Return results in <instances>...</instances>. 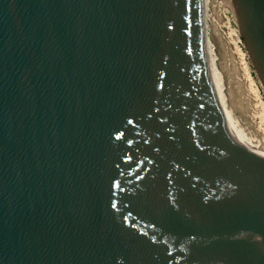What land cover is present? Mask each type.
I'll return each mask as SVG.
<instances>
[{"label": "water", "instance_id": "water-1", "mask_svg": "<svg viewBox=\"0 0 264 264\" xmlns=\"http://www.w3.org/2000/svg\"><path fill=\"white\" fill-rule=\"evenodd\" d=\"M203 4L0 0V264H264ZM232 4L264 86V0Z\"/></svg>", "mask_w": 264, "mask_h": 264}, {"label": "rangeland", "instance_id": "rangeland-1", "mask_svg": "<svg viewBox=\"0 0 264 264\" xmlns=\"http://www.w3.org/2000/svg\"><path fill=\"white\" fill-rule=\"evenodd\" d=\"M204 13L206 37L212 49V59H214L216 71L220 74L221 90L226 107L233 118L239 124L241 123L243 127L240 126L243 129L245 127L246 132L258 135L263 125H261V117L258 115L260 111L254 106L250 98L251 93L248 84L245 83L244 71L239 67L241 65L236 50L237 38L239 39L237 44L242 50L246 54L248 51L244 39L239 34V25L232 0H204ZM247 61L250 74L254 78L260 96L264 101V86L256 73L249 54H247Z\"/></svg>", "mask_w": 264, "mask_h": 264}, {"label": "bare ground", "instance_id": "bare-ground-1", "mask_svg": "<svg viewBox=\"0 0 264 264\" xmlns=\"http://www.w3.org/2000/svg\"><path fill=\"white\" fill-rule=\"evenodd\" d=\"M230 4V3H229ZM204 5V4H203ZM232 8V7H231ZM205 13L203 9V19H204ZM205 30V50H206V58H207V63H208V69H209V74L211 78L212 85L214 87L215 93L217 95V98L222 106L224 115L226 117V120L228 122V126L236 138V140L239 142L240 145H242L244 148H246L249 151H252L258 155L264 156V101L262 100L259 90L257 88L256 82L252 75L250 74V69L248 66V61H247V54L242 50V48L237 44L239 43V39L237 38L236 42V50L238 53L240 65L244 71V78H245V83L248 84L250 93H251V99L254 104V106L260 111L259 117L261 120V125H263L262 128H260V133L258 135L251 134L246 132L242 128V124L238 123V121L233 118L231 112L227 109L224 96L222 95V90H221V83H220V74L219 72L216 71L215 65H214V59H212V49L208 43V38L206 37V26L204 27ZM240 34V32H239ZM239 37V36H237ZM238 61V62H239ZM241 70V69H240ZM246 86V85H245ZM247 87V86H246ZM247 87V88H248ZM250 96V95H249ZM256 110V109H255ZM257 110V111H258ZM261 115V116H260ZM242 127H241V126ZM247 129V128H246ZM248 131V129H247ZM250 132V131H249Z\"/></svg>", "mask_w": 264, "mask_h": 264}]
</instances>
